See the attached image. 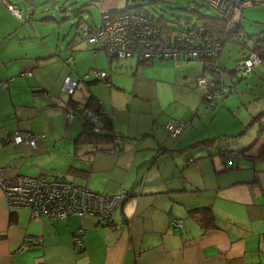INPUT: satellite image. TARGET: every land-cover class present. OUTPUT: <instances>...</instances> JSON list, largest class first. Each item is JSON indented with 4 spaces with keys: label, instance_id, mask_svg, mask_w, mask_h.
I'll return each instance as SVG.
<instances>
[{
    "label": "crops",
    "instance_id": "obj_1",
    "mask_svg": "<svg viewBox=\"0 0 264 264\" xmlns=\"http://www.w3.org/2000/svg\"><path fill=\"white\" fill-rule=\"evenodd\" d=\"M101 8L107 12L112 10L104 2ZM238 21L246 33L260 34L264 31V6L248 8ZM248 21L255 23V29L247 27ZM5 32L6 29L0 38V101L10 94L7 111L14 106L17 114L15 117L11 112L0 115L1 120L13 117L18 121L0 134V141H4L3 148L0 147V167L5 169V176L35 177L45 173L76 184L87 180V187L94 192L114 196L125 191L129 197L115 211L112 221L101 225L97 218L35 219L29 210H11L0 188V264H264V157H260L264 151V133L259 134L258 124L248 128L252 116L264 111V64L245 78L247 81L258 78L254 89L248 91V98L228 104L229 95H226L223 107L227 109L218 108L221 111L217 115H227L229 124L227 133L216 137L239 134L245 129L246 133L240 136V147H250L245 153L224 156L215 146L207 153L187 151L197 137L191 131L183 135L179 144V141L169 143L167 124L185 121L192 125L194 109H201L198 103L202 101L203 91L197 88L193 78L187 80L189 71L185 66L170 67L169 60H155L144 66L137 64L138 68L151 67L154 74L143 83L129 87L113 72L124 66L135 68L137 59H109L110 70L103 66V71L109 73L110 84L86 89L85 93L82 83L79 90L83 91V98L75 94L73 99L85 105L90 93L99 97L114 120L115 131L124 137V143L119 151L92 153L89 148L86 152L85 143L77 142L83 121L77 117L70 123L64 110L71 99L63 90L70 67L65 64L67 70L64 62H54L60 71L51 83L46 82L40 68L31 61L25 63L23 56L18 58L23 53L22 42L13 45L11 40L9 47L13 45L16 54H6ZM232 45L225 43L220 55L225 70L228 56L224 59V54ZM65 46L59 50V58L64 61L73 56L78 77L75 78L79 80L86 75L81 68L84 58L74 55L76 45L72 46L74 52ZM233 46L238 54H230V60L231 56L232 59L241 56L238 47ZM51 53L41 50L35 60L50 61ZM195 68L198 69L197 64ZM196 73L199 74L198 70ZM126 78L131 80L128 75ZM154 83L178 87V90L170 95L166 87ZM98 87L105 91H97ZM238 87L235 86L234 92ZM24 88L39 92L31 101L32 106H24L21 97ZM44 91L55 99L45 96ZM107 91L110 104L104 95ZM251 99L254 100L247 104L246 100ZM173 109H177L175 114L171 112ZM238 120L244 125L242 130ZM23 123L25 131L18 128ZM15 130L25 136L29 133L39 136L38 151L27 144H15L11 135ZM191 158L195 159L194 163L189 162ZM29 161H36L35 170L20 168V163ZM50 167L53 168L49 170ZM208 206L215 212L217 227H204L199 217L192 214L193 210ZM175 218L184 221L181 233L172 231L171 221ZM80 229L85 230V245L82 251H77L74 236Z\"/></svg>",
    "mask_w": 264,
    "mask_h": 264
},
{
    "label": "built area",
    "instance_id": "obj_2",
    "mask_svg": "<svg viewBox=\"0 0 264 264\" xmlns=\"http://www.w3.org/2000/svg\"><path fill=\"white\" fill-rule=\"evenodd\" d=\"M207 2L218 12H220L227 21L228 36L221 39H211L198 37L193 34H178L177 37L165 33L152 32L157 34L154 41L147 40L144 47L146 51H139V45L135 44L128 35V21L125 17H117L113 22H108L106 28L97 36H92L89 43L96 47H108L110 52L115 53L119 59L135 57L137 59H179L181 57L210 58L218 56L220 47L222 49L226 42L248 43V37H243L235 32L236 21L238 17L248 8L264 6V0H207ZM12 11L19 9L9 6ZM22 11V10H20ZM23 14V11H22ZM107 14L104 18L108 19ZM142 33V34H141ZM141 37L147 38V31L141 32ZM182 43H175V41ZM140 40V39H139ZM207 41L209 44H207ZM101 42V44H99ZM142 43V41L140 40ZM250 56L242 60L239 64V74L242 78H247L259 66L263 64V59L258 53L250 52ZM73 59H67V66H72ZM210 71L217 67L220 71V64L211 63ZM91 77H107L108 73L103 71H93ZM86 76L84 78H90ZM77 81L73 75H69L64 82L63 90L68 94H73L78 87ZM199 88L204 90V99L207 101L222 99L227 87H221L217 82V77L203 76L197 80ZM49 96V94H47ZM68 119L73 122L77 117L89 118L91 122H98L99 118L95 113L85 111H68ZM191 125L185 121H174L167 124V131L171 138L177 140L182 137L184 132ZM38 138L33 135H27L25 138L22 133H16V144H27L35 151H38ZM194 163V160L190 161ZM0 188L5 194L7 203L11 210L26 209L37 219L48 217L53 220H66L70 217L97 218L101 225H107L112 221L115 211L124 203L126 193L123 191L120 195H106L97 193L87 187V180L84 183L76 184L68 179L49 177L45 173L38 176H17L7 178L5 169L0 167ZM173 233H181L184 227V221L175 218L171 221ZM85 230L80 229L74 236V242L77 251H82L85 245Z\"/></svg>",
    "mask_w": 264,
    "mask_h": 264
},
{
    "label": "trees",
    "instance_id": "obj_3",
    "mask_svg": "<svg viewBox=\"0 0 264 264\" xmlns=\"http://www.w3.org/2000/svg\"><path fill=\"white\" fill-rule=\"evenodd\" d=\"M3 1H5L4 4L8 3L9 6H13L16 9L22 10L23 17L26 16L25 9L20 4L17 5V3H12L9 0H3ZM200 1L204 2L207 6L211 7L217 13L215 15L203 14L202 10H204L205 8L199 4ZM65 2L66 0L64 1V3ZM99 2L102 3L103 0H90L89 4L85 3V5L79 9H76V8L70 9L69 7L67 9L64 7L62 8V10H65L64 12L66 14L68 13V15L63 18V21L69 20L74 26H76V28L79 27L76 36L74 38L73 37L70 38L71 40H69L68 44L65 46L66 49L68 48V50L74 52L72 46H75V45L77 46L80 43H83V41L89 43L90 37L97 36L98 34L102 33L103 30L106 28V25L108 22H113L117 17H120V16L125 17V19H127L128 26H129L128 36L130 38L132 37V41L135 42V44L139 45L137 47L139 51H146L147 49L144 47H149V46H145L147 44L146 41L148 39L145 37H141L140 35L141 32L148 31V30L152 32H156L157 30H159L157 31L159 32V34L165 33L167 35H173L176 37L178 34H181V35L193 34V35H197L198 37H202L203 40H205L206 37L217 40V39L223 38L224 36H228V33H227L228 26H227V21L225 17L220 12H218L216 9H214L207 2V0H127L125 7L123 9H112L111 11L107 12L101 8L102 13H103L102 19L100 22L97 23V21H95L94 19L89 20L87 18V14L88 12L90 13V10H91L90 6L94 4H98ZM69 5L72 6V4H69ZM31 6L33 5L31 4ZM6 8H8L7 5H6ZM52 10H55V9L52 8ZM84 14H85V19H84ZM107 14L110 17L108 19H105L104 17ZM30 19L32 18H29L28 20ZM45 20L50 21V22L52 21L61 22L59 20H56V18H50V17ZM235 32L238 35L241 34L243 37H248L250 41L246 44L240 43V42L234 43V44L231 43L233 45H236L238 47L239 52L241 53V56L236 57L235 58L236 60L234 59L236 63V68L233 71H226L227 69L225 70L222 67L223 65H221L219 56L218 57L214 56L210 58L181 57L178 59V60H185V61H192V60H197V59L203 60L205 62L204 70L207 71L209 75H211L209 64L211 63L215 64L218 62L220 64L219 73H222V75L226 74L227 72L230 73L231 83H229V81L223 82L222 80H220L221 77L220 78L217 77V82L219 83V85H221V87L225 86L228 89V91L225 92L222 99H219V100L214 99V100L207 101L204 98H202L201 102L203 104H206L208 107H212L214 109L223 107L224 105H222L221 103L224 102L225 96L233 93L235 91L234 90L235 86L238 85V82L245 79V78H242V76H240L238 72L239 71L238 64L242 60L250 56L251 54L250 52L258 53L259 56L263 59V64H264V31L258 35L255 33L254 34L246 33L245 31L242 30L240 26V22L237 19ZM139 39L142 41V43L140 42ZM175 43L178 44L182 42H178L176 39ZM99 44H101V42ZM142 44L144 45V47H142ZM207 44H209L208 41H207ZM91 45L95 47L93 50L95 52V56L97 55L98 51H104L109 55L110 60L115 61L114 58H117L115 53L112 54L108 47L102 48L100 46L96 47L95 44H91ZM54 53H51L50 54L51 57L49 58H52ZM49 58L46 57L45 59H49ZM70 58L73 59V63H72V66L71 65L68 66L71 69L69 75H73L75 78L77 77V75L74 69V66H75L74 58L73 56H71L68 59ZM131 58L135 59V57H129L125 59H131ZM137 60H138L139 66H144L151 62H154L156 59L145 58V59H137ZM66 61L67 59H65V64H66ZM93 71H102V70L100 69L95 70L93 68L84 77H86L87 75L90 76V73ZM103 72H106V71H103ZM237 74L240 76L239 81L234 80V77H237ZM203 76H206V75H201L199 77H203ZM84 77L77 81L83 82L87 90H91L92 88L99 86L101 84H105V85L110 84L111 82V77L109 76V73L107 77H103V78L102 77H91V76L90 78H84ZM203 93H204V90H203ZM44 94L45 96L49 94V96H47L48 98L52 99L53 97L50 93H46L45 91H44ZM64 110L66 112L72 111V110L78 111V113L79 111L80 112L85 111L89 113L92 112L98 116L99 121L97 123L91 122L89 118L87 117H85V119L81 118V120L83 121V130L77 142L85 143V150L89 148V150L92 153L93 152L96 153L98 151H104V150L106 151L118 150L119 151L120 149H122V145L124 143V137L119 135L115 131L114 120L107 113L106 108L104 104L101 102V100L99 99V97L90 93L84 105V104L76 102L73 99V96L71 95V99L68 102V104L64 107ZM256 124H258V127H259V134L264 133V111L252 116V119L250 123L248 124V128L252 126H256ZM186 131L184 132V134L186 133ZM16 133H19V131L15 130L11 133L14 143H15ZM245 133H246V130L244 129L239 134L221 135V136H217L211 139L199 140L193 143L192 145H190V147L187 148L186 150L193 151L197 149L206 148L207 152H209L210 151L209 148H212L213 146H215L216 149L219 151V153L224 156H226L227 153H235V154L245 153L248 150H250V147L247 149L240 147V145H242L240 136L244 135ZM29 134L40 138L39 136L35 134H32V133H29ZM23 136L25 138L27 137V135L26 136L23 135ZM180 139H177L176 141H179ZM3 145H4V141H0V147L3 148ZM251 145H252V141H251L250 146ZM233 146L241 148V149H237L233 151L231 148ZM190 157L192 156L190 155ZM260 157H264V151L261 152ZM191 160L195 161V159L191 158L189 162ZM71 171L73 172L74 170H71ZM128 197H129V194L127 193L126 198ZM192 214L194 216L199 217V220L203 224L204 227H207V228L214 227V226L217 227L216 215L211 206L202 207V208L193 210Z\"/></svg>",
    "mask_w": 264,
    "mask_h": 264
},
{
    "label": "rangeland",
    "instance_id": "obj_4",
    "mask_svg": "<svg viewBox=\"0 0 264 264\" xmlns=\"http://www.w3.org/2000/svg\"><path fill=\"white\" fill-rule=\"evenodd\" d=\"M12 3H17L20 4L24 9H25V14L26 16L23 17L22 11H12L9 8V4L5 3V1L0 0V38H3V30L6 29V32L4 34L6 35L7 38V48L5 50L6 54L8 53L9 56H13L11 54H16L15 50H14V46L16 44H19L22 42L21 45V50L23 51V53L19 55L18 58L22 57L25 58V63H29L28 61H31L35 66H37L38 68H40L41 71L44 72L43 75V79L46 82H52L54 80V77L58 74V72L60 71L59 67L57 66V64L55 63H63L65 65V60L62 61L59 57L60 54L58 53L59 50L61 52V49H64V44H68V40L65 41L64 38H66V36H71V38L75 37L78 31V28H76V26H74L71 21H63V18L65 16L68 15V13L66 14L64 11L62 10V8H82L85 3L89 4L90 0H66V2L64 3L65 0H9ZM127 0H103L104 3H107V7H110L111 9H123L125 7ZM31 4L33 6H31ZM69 4H72L69 5ZM199 4L201 6H203L205 9L202 10L203 14L205 15H215L217 12L214 11L211 7L207 6L204 2L200 1ZM6 5L8 8H6ZM31 6V7H30ZM102 3L99 2L98 4H94L91 5L90 8V13L88 12L87 14V18L89 20L94 19L95 21L100 22L102 19ZM52 8H54L55 10H52ZM256 8V7H254ZM35 9V12H32V10ZM71 12V10H70ZM70 14V13H69ZM56 18V20H59L61 22H50V21H46L45 19L47 18ZM29 18H32L30 20H28ZM25 19V20H24ZM84 19H85V14H84ZM247 27L251 28L254 27L253 29H255V23L254 22H249L247 23ZM159 31V30H157ZM148 33L147 35V39L150 41H154L157 37L156 33H152L147 31ZM12 34V37L14 38H9L8 35ZM18 34V35H16ZM62 35V36H61ZM11 40L14 41V44L11 45L9 47V45L11 44ZM156 41V40H155ZM228 43H232V42H226V44ZM234 44V43H233ZM225 45V44H224ZM224 45L218 52V56L220 57L222 50L224 48ZM94 46L83 41V43H80L79 45H77L75 47L76 51L74 52L75 56H80L82 58H84L83 64L81 65V68L85 69L86 74L89 73L90 70H92L93 68L95 70H104L103 66L108 70H110V65H109V55L104 52V51H98V55L95 56V52L94 50ZM41 50L46 53L48 51H53L56 52L53 55V59L52 60H45L43 62H37L35 60V56L36 53L41 52ZM4 51V50H3ZM231 51V53L229 52ZM230 54H232L233 56H237L238 52L236 50L235 46H230L228 47L227 51L224 54V59H226V57L228 56L227 62H226V67H227V71H233L236 68V63L235 61H233L232 56H231V60L230 58ZM73 55V54H71ZM30 56L31 60H29ZM217 56V57H218ZM67 59V58H66ZM135 60V59H132ZM156 60H160V59H156ZM230 60V61H229ZM236 60V59H235ZM20 61V60H19ZM115 61H121L119 59H115ZM55 62V63H54ZM157 63H162V61H156ZM210 63V62H209ZM135 64V68H130L127 69L126 66H124L123 68L119 67V70L114 71L113 73L118 76V79L121 80L124 84H126L127 86L130 87V85H134L135 83H143L144 80L146 78H152L150 76H152L154 73L152 71L151 67H145V68H138L137 64L138 61L135 60L134 61ZM170 64V67L172 65L176 66L177 65H181L180 68H182V66H185V70L189 71L188 72V78L187 80L190 79H194V83L197 86V80L198 77L200 75H205L208 74L207 71L203 72V69L205 68V62L203 60L197 59V60H192L189 62L186 61H179L178 59H169L168 63ZM197 64V68L196 67ZM263 66V65H261ZM259 66V67H261ZM65 67L67 68V70H69V68L65 65ZM166 67H169L168 65H166ZM258 67V68H259ZM198 70L199 74L196 73V71ZM217 67H215L211 72V74L213 75V77H221L220 80H222L223 82H228L231 83L230 78L231 75L229 72H227L226 74L222 75V73H219L217 71ZM106 71V72H107ZM126 75H128L130 77L131 80L126 78ZM198 76V77H197ZM78 78V77H77ZM240 76L237 74V77H234L235 81H239ZM255 79V80H253ZM250 80H243L242 84H238L239 85V90L237 92H234L232 94H229V98L227 99L228 104L230 102H232L233 100H237L238 102H242L243 97L248 98V91H252L254 89V87L256 86V83L258 82V78H253ZM253 80V81H252ZM33 81V80H32ZM252 81V82H251ZM83 82H79L78 87L82 84ZM85 84H82V89L86 91V87L84 86ZM152 85H158L160 87H166L167 91L170 92V95H173L174 93L172 92L173 90H178V87H169L167 85H163L162 83H154ZM198 88V87H197ZM104 89V88H103ZM99 92L105 91V90H99V87L96 89ZM201 90V89H200ZM35 90H33V92L31 91H26V89H22V93H21V97L24 101V106H32L30 105L31 101L34 100L35 96L39 95V92H35ZM203 91V90H202ZM68 94V93H67ZM77 98H83V91L79 90L77 88V90L73 93V94H68V95H75ZM183 94V93H181ZM41 95V93H40ZM104 95L107 98V104L111 103L110 100V93L107 91L106 93H104ZM179 95V94H178ZM20 96V94L18 95V97ZM204 96V93H203ZM8 97H10V94L8 95ZM3 99L0 101V114L2 112H11L13 115V117L16 116L17 114V110L16 108L13 106L11 111H7L9 110V106L7 107V99ZM236 97V98H235ZM11 98V97H10ZM235 98V99H234ZM52 99H55L54 97H52ZM252 100H246V103H251ZM9 101V100H8ZM226 101V100H225ZM224 101V102H225ZM207 102V101H206ZM224 102H222L221 104L224 105ZM201 103V104H200ZM235 103V102H234ZM200 110H197V107L194 109L193 113H192V119H194L195 121L192 123V125L188 128V130L186 131L193 134H197V137L194 139V142H197L199 140H203V139H211V138H215L217 134H221V133H227L225 132L226 126L229 124V120L227 115H217L221 109H227L226 107H223L221 109L215 110L212 107H208L206 104H203L201 102V99L199 101ZM238 104V103H237ZM250 106V105H249ZM26 108V109H31V108ZM237 108V107H235ZM245 108V107H244ZM33 110V109H32ZM177 109H173L171 110V112L173 114H175ZM179 112L182 113L181 109ZM235 113L237 111H234ZM68 112H66L67 114ZM5 114V113H4ZM7 115V114H6ZM1 116L0 115V120H1ZM8 116V115H7ZM5 116V117H7ZM151 116V115H150ZM190 116V118H191ZM232 117H235L234 115H231ZM12 117V118H13ZM10 118H3L0 121V134H3L5 132V129L7 127L12 126L13 124H17L18 121H16L15 119ZM68 118V117H67ZM167 118V117H166ZM237 119H240V117H237ZM68 121L71 123V121L68 119ZM23 122V121H21ZM238 122L240 123V130H242L243 128V124L241 122V120H238ZM22 127H18V128H22L21 130L25 131L27 130L25 127V123H23L21 125ZM237 131V132H240ZM7 132V131H6ZM242 132V131H241ZM185 133V134H186ZM185 136V135H184ZM168 140L170 144H174L175 142H177L176 140L172 139L171 136H168ZM180 143V141L178 142V144ZM210 150H212V148H209ZM197 151H204L207 153V149L206 148H202V149H197ZM229 154V153H228ZM231 154V153H230ZM37 157V156H34ZM34 157H30V160H33ZM53 160H56V158H54ZM40 162V160H39ZM45 163H48V160L44 161ZM36 163V161H29L28 163H20L21 167L23 168L24 171H32L35 170V166H33V164ZM28 164V167H27ZM70 167V165H69ZM53 167L48 168L49 170H51Z\"/></svg>",
    "mask_w": 264,
    "mask_h": 264
},
{
    "label": "water",
    "instance_id": "obj_5",
    "mask_svg": "<svg viewBox=\"0 0 264 264\" xmlns=\"http://www.w3.org/2000/svg\"><path fill=\"white\" fill-rule=\"evenodd\" d=\"M71 96V95H70ZM203 98H204V96H203Z\"/></svg>",
    "mask_w": 264,
    "mask_h": 264
}]
</instances>
